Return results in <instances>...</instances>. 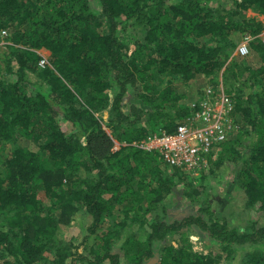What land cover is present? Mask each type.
Listing matches in <instances>:
<instances>
[{
    "label": "trees",
    "instance_id": "1",
    "mask_svg": "<svg viewBox=\"0 0 264 264\" xmlns=\"http://www.w3.org/2000/svg\"><path fill=\"white\" fill-rule=\"evenodd\" d=\"M94 2L0 0V264H264V46L235 52L264 31V0ZM220 73L239 129L207 170L138 147L173 132ZM225 166L243 225L198 185ZM177 189L192 205L182 219ZM79 213L84 234L63 239Z\"/></svg>",
    "mask_w": 264,
    "mask_h": 264
},
{
    "label": "built area",
    "instance_id": "2",
    "mask_svg": "<svg viewBox=\"0 0 264 264\" xmlns=\"http://www.w3.org/2000/svg\"><path fill=\"white\" fill-rule=\"evenodd\" d=\"M5 31H1V36ZM258 40L264 46V31L256 36L246 34L235 52L249 54V43ZM47 62H38L44 68ZM188 115L173 132L159 130L146 136L138 145L145 152L159 155L170 167H182L191 175L208 168V156L216 155L221 143L228 140L239 126L233 117L234 101L221 85H206L200 97L187 103ZM135 145V143H132ZM119 145L114 146L117 150Z\"/></svg>",
    "mask_w": 264,
    "mask_h": 264
},
{
    "label": "rangeland",
    "instance_id": "3",
    "mask_svg": "<svg viewBox=\"0 0 264 264\" xmlns=\"http://www.w3.org/2000/svg\"><path fill=\"white\" fill-rule=\"evenodd\" d=\"M94 4H96V0ZM5 45H7V42L4 38H1L0 47L4 48ZM29 76L34 80V75L30 74ZM216 81H218L217 84L221 85L224 89L221 73L217 75ZM24 144L28 145L27 142H24ZM117 144L118 143H115V145ZM29 146L34 150L36 149L34 145L30 144ZM235 173L236 167L225 166L220 168L219 172L216 174L207 176L206 179L201 182L202 184L199 183L198 185H204L202 197H206L210 202V205L213 206V209L218 211L219 218L224 217L227 220L232 221L233 225H243L244 221L247 220L248 212L244 210L243 194L233 182L236 175ZM199 174L200 173H197L196 175H191L190 177H198ZM176 192L177 193L174 195V197H172L173 201H175V205L170 206L169 211L174 210L173 212H176L175 217L177 219H182L183 217L193 213L192 205H190L183 195L180 194V189H177ZM241 219H243L242 222ZM87 224L88 218H86V216H84L82 213H79L74 222L68 226H63L60 228L61 237L66 240L70 237H73L79 241L84 234L81 231L82 227L86 226ZM190 239L192 240L194 249L197 251H204L206 253L208 248L213 247L211 241H199L197 235H191ZM152 263L153 262H150L149 264ZM220 264H225V262H221Z\"/></svg>",
    "mask_w": 264,
    "mask_h": 264
}]
</instances>
